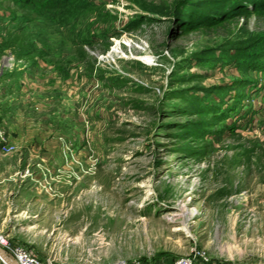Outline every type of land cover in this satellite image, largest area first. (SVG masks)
<instances>
[{
	"label": "rangeland",
	"instance_id": "obj_1",
	"mask_svg": "<svg viewBox=\"0 0 264 264\" xmlns=\"http://www.w3.org/2000/svg\"><path fill=\"white\" fill-rule=\"evenodd\" d=\"M236 1L0 0L8 242L51 264H264V13L193 24ZM15 30L36 65L1 50Z\"/></svg>",
	"mask_w": 264,
	"mask_h": 264
},
{
	"label": "trees",
	"instance_id": "obj_2",
	"mask_svg": "<svg viewBox=\"0 0 264 264\" xmlns=\"http://www.w3.org/2000/svg\"><path fill=\"white\" fill-rule=\"evenodd\" d=\"M20 1H21L22 10L27 8L25 5L32 2L35 4L31 5L34 7H30V8H39L42 11H49L54 6L63 7L65 5H67L69 7L70 3H72V0H20ZM254 2H258V1L257 0L256 1L255 0H237L236 2H234L233 4L228 6L227 9H224L222 12H218L215 14H209L208 12L201 11L198 15H199V17L201 15L204 18H199V17L194 18L193 24L196 25V29L204 30L206 28L213 27L215 25L218 26V25H221L222 23L232 21V20L239 18V17L247 16L250 14V11L247 7V4L253 5ZM11 9L13 10V7H11ZM253 9H254L256 15H258V16L263 15V13H264V0H260V3L258 5L255 4V8H253ZM19 12L20 11H17V13H16L17 16L19 15ZM20 31L21 30L13 31L14 41H13L12 45H10V46L5 45L2 47L1 50H4L5 47H9L12 49L13 56L19 58V60H23V59L28 60L29 59V60L34 61V57L33 58H30V57H32V55L35 54L34 51L36 49H38V48L41 49V47H40L41 44H39L35 41H33L34 43L33 44L31 43V45L22 43L21 40H19L18 38L15 37L16 34L20 33ZM9 35L10 34H8V36ZM1 39H3V38H1ZM261 43L263 44V46H261L258 50H256V52L259 53L258 55L260 58L264 57V41H262ZM46 45H47V43H46ZM255 49H257V48H255ZM85 56L86 55L83 54V57H85Z\"/></svg>",
	"mask_w": 264,
	"mask_h": 264
},
{
	"label": "built area",
	"instance_id": "obj_3",
	"mask_svg": "<svg viewBox=\"0 0 264 264\" xmlns=\"http://www.w3.org/2000/svg\"><path fill=\"white\" fill-rule=\"evenodd\" d=\"M0 249L5 257L15 264H51L50 262H42L35 255L28 252L25 248L16 246L8 242L7 238L0 233ZM198 251L194 253L193 258L184 257L176 260L173 264H205L207 260ZM0 264H2L0 260ZM108 264H144L139 261L128 262L120 260Z\"/></svg>",
	"mask_w": 264,
	"mask_h": 264
},
{
	"label": "water",
	"instance_id": "obj_4",
	"mask_svg": "<svg viewBox=\"0 0 264 264\" xmlns=\"http://www.w3.org/2000/svg\"><path fill=\"white\" fill-rule=\"evenodd\" d=\"M0 260H1L2 264H15L14 262L8 260L5 257V255H4V253H3V251L1 249H0Z\"/></svg>",
	"mask_w": 264,
	"mask_h": 264
},
{
	"label": "crops",
	"instance_id": "obj_5",
	"mask_svg": "<svg viewBox=\"0 0 264 264\" xmlns=\"http://www.w3.org/2000/svg\"><path fill=\"white\" fill-rule=\"evenodd\" d=\"M13 57H14V56H13ZM34 60H35V59H34ZM19 61H22V60H19ZM19 61H18V62H19ZM24 61H25V62H28V63H32V60H29V59H28V60L23 59L22 62H24ZM34 63H35L34 65H36L38 62L35 60ZM67 76H68V75H67ZM67 76L62 77V79L67 80ZM34 159H38L40 162H45V158H34ZM50 162H53V161H50Z\"/></svg>",
	"mask_w": 264,
	"mask_h": 264
},
{
	"label": "bare ground",
	"instance_id": "obj_6",
	"mask_svg": "<svg viewBox=\"0 0 264 264\" xmlns=\"http://www.w3.org/2000/svg\"><path fill=\"white\" fill-rule=\"evenodd\" d=\"M147 59V58H146ZM148 61V60H147ZM149 62V61H148Z\"/></svg>",
	"mask_w": 264,
	"mask_h": 264
}]
</instances>
